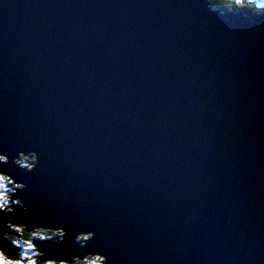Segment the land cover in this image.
Segmentation results:
<instances>
[{
  "label": "water",
  "instance_id": "1",
  "mask_svg": "<svg viewBox=\"0 0 264 264\" xmlns=\"http://www.w3.org/2000/svg\"><path fill=\"white\" fill-rule=\"evenodd\" d=\"M0 157L43 264H264V12L0 0Z\"/></svg>",
  "mask_w": 264,
  "mask_h": 264
},
{
  "label": "rangeland",
  "instance_id": "2",
  "mask_svg": "<svg viewBox=\"0 0 264 264\" xmlns=\"http://www.w3.org/2000/svg\"><path fill=\"white\" fill-rule=\"evenodd\" d=\"M259 0H247V3L246 4H249V5H253V6H255L256 5V3L258 2ZM215 5V2H214V0H210V7L212 8V10L213 9H219V10H221L222 11V13H224V12H231V11H233V9H229V10H225V9H222V8H219V7H216V6H214ZM253 13V12H252ZM251 13V14H252ZM24 158V160H29V162H31L32 163V161H30L31 159H29V158H27V157H23ZM3 159V158H2ZM15 161V164H16V159L14 160ZM27 166V165H26ZM16 187H18V188H20L21 186L20 185H18V184H16V185H14V184H12L11 183V181L9 180V178L7 177H4V176H1L0 175V211L1 210H3V211H5V212H8L9 211V209H7L8 207L7 206H10V205H14L13 203H14V201L12 202V203H8V199H9V196H10V194H11V192L14 190V189H16ZM8 196V197H7ZM16 202V201H15ZM15 228H19V227H15ZM45 231H51L50 233H52V234H54V235H56V236H58L59 237V240H60V238H61V233H62V231L61 230H53L52 231V229H49V230H44V231H42V229H38V230H35V231H29V232H27V234H29V239H30V241L32 240V239H36L37 238V236H40V240H42V239H45L46 237H48L47 235L48 234H46L45 233ZM7 235L8 234H6L5 235V238L7 239V240H9L8 238H7ZM55 236H53V237H51V238H54ZM79 237H81V236H79ZM79 237L77 238V242L78 243H80L81 241H80V239H79ZM28 239V240H29ZM39 243V242H38ZM20 247H22V246H20ZM31 246H23L22 247V249L21 248H16V251H18L17 253L19 254H21V258L19 259V258H9V257H7L8 256V254L7 253H4V252H2V251H0V253H2L3 255H4V257L6 258V259H10V260H12V261H19L20 262V264H42L40 261L38 262L37 260H36V256H37V254H36V251L34 250H32L31 248H30ZM32 250V251H31ZM10 254V253H9ZM11 255V254H10ZM15 255H16V252H15ZM11 256H13V255H11ZM88 259V258H87ZM82 261H84V262H82L83 264H101V262L100 261H98V260H95V259H90V260H87L86 261V259H84V260H82ZM45 264H63V263H61L60 261L58 262V261H52V262H47V263H45Z\"/></svg>",
  "mask_w": 264,
  "mask_h": 264
},
{
  "label": "trees",
  "instance_id": "3",
  "mask_svg": "<svg viewBox=\"0 0 264 264\" xmlns=\"http://www.w3.org/2000/svg\"><path fill=\"white\" fill-rule=\"evenodd\" d=\"M215 2V5L216 7H219V8H222V9H225V10H229V9H240L242 10L243 12H248V13H252L254 11H257L259 9L253 7V5L249 6V4H246L247 3V0H214ZM245 6H249V7H245ZM29 159H31L30 161L33 162V159L31 157H27ZM0 161H4V159H2L0 157ZM16 164L19 166V167H23V168H26L27 169H31V166H32V163L29 162V160H24V158L22 156H18L17 160H16ZM27 165V166H26ZM8 197V196H7ZM9 233L7 235V238L9 239L8 241L11 243V245L14 247V248H21L23 246H27L33 242L30 241L29 239V234H27V232L23 229V228H15L13 227L12 225H8V230ZM46 234H48L46 237L49 238V239H53L51 238L50 236H55L54 234L50 233V231H45ZM88 237H79L80 241L83 240V239H87ZM29 239V240H28ZM40 236H37L36 240L33 239L36 243L40 242V241H43L44 239L40 240ZM85 240H83L84 242ZM34 242L33 245H31L32 247H34L35 249V245L36 243ZM22 246V247H20ZM18 251H16V255L14 254L13 256H8L9 258H21V254L17 253ZM36 260L38 261V258L37 256L35 257ZM91 259H95V260H98L101 262V264L103 263L101 260L102 259H99V258H91ZM88 259L86 258V261ZM39 262V261H38ZM82 262L84 261H81V260H76L74 264H83Z\"/></svg>",
  "mask_w": 264,
  "mask_h": 264
},
{
  "label": "bare ground",
  "instance_id": "4",
  "mask_svg": "<svg viewBox=\"0 0 264 264\" xmlns=\"http://www.w3.org/2000/svg\"><path fill=\"white\" fill-rule=\"evenodd\" d=\"M14 203H16V202H14ZM2 212L0 213V214H5V213H7V212H5V211H3V210H1ZM5 227H6V230H5ZM8 230V225H6V226H4V228H3V230L1 231L2 232V236L0 235V242H1V244H2V246H4V248H6V245H7V250H8V256H11V255H14L15 254V252H16V248H14L12 245H11V243L5 238V235L6 234H8L9 233V231H7ZM44 240H46L47 241V243H56V245H58L59 244V246L61 245V243L60 242H56L54 239H49V238H47V239H44ZM44 240L43 241H40L39 243H36V245H35V251H36V254H37V258H38V261H40V256H41V253H39L38 251H37V245L38 244H41V243H43L44 242ZM58 243V244H57ZM81 244V243H80ZM85 247V246H84ZM11 255H10V254ZM102 259V258H101ZM53 260V259H52ZM68 260H70V264H74L75 263V261L76 260H78V258H70V259H68ZM68 260H66V261H68ZM84 260V259H83ZM103 260V259H102ZM53 261H57V260H53ZM82 261V260H81ZM41 262V261H40ZM47 262H52V261H47ZM46 262V263H47ZM59 262V261H58ZM43 264V263H42ZM65 264H67V262H65ZM102 264H106V261L105 262H103Z\"/></svg>",
  "mask_w": 264,
  "mask_h": 264
},
{
  "label": "snow or ice",
  "instance_id": "5",
  "mask_svg": "<svg viewBox=\"0 0 264 264\" xmlns=\"http://www.w3.org/2000/svg\"><path fill=\"white\" fill-rule=\"evenodd\" d=\"M0 264H20V262L6 259L4 255L0 253Z\"/></svg>",
  "mask_w": 264,
  "mask_h": 264
}]
</instances>
